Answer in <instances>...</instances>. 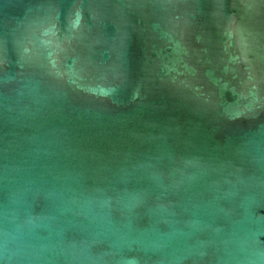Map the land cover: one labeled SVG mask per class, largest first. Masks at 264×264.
I'll return each mask as SVG.
<instances>
[{"label": "water", "instance_id": "obj_1", "mask_svg": "<svg viewBox=\"0 0 264 264\" xmlns=\"http://www.w3.org/2000/svg\"><path fill=\"white\" fill-rule=\"evenodd\" d=\"M0 264H264V0H0Z\"/></svg>", "mask_w": 264, "mask_h": 264}]
</instances>
